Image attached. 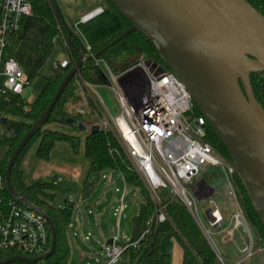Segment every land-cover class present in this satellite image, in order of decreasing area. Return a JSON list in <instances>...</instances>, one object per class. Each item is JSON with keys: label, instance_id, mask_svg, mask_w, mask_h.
<instances>
[{"label": "built area", "instance_id": "built-area-1", "mask_svg": "<svg viewBox=\"0 0 264 264\" xmlns=\"http://www.w3.org/2000/svg\"><path fill=\"white\" fill-rule=\"evenodd\" d=\"M102 12L99 7L82 16L80 22H86ZM29 15V0H0V96L5 100L9 98L8 94L21 95L27 85V76L22 67L13 56L4 57V50L9 38L20 31L23 19ZM73 27L76 36L83 42L84 58L92 60L99 68L102 84L108 85L118 105V111L113 114L96 86L78 76L76 84L84 107L77 112L84 114L91 105L96 119L94 127L110 133L119 144L132 170L156 205L157 211L147 225L150 227L152 223L164 222L166 214L163 199L176 198L185 206L209 246L214 249L209 238L210 232L199 219L196 199H208L210 227H220L225 224L226 218L219 203L212 199L210 188L194 180L201 169L220 167L225 178L223 199L231 207L225 230L243 228L249 235V242L233 261L224 260L214 251L216 257L220 264H244L258 254L260 249L254 246L250 229L237 202L235 173L220 160L216 154L218 152L208 143L206 120L202 115H192L194 104L184 85L169 70L144 59L122 72H112L104 60L95 57L91 47ZM58 38L55 35L52 41L56 42ZM68 64L69 60H63L53 63V67L62 70ZM159 69L162 72L158 73ZM3 133L5 131L0 129V135ZM104 172H109L108 176L113 173L111 170L103 171L101 179L108 177ZM5 189V177L0 170V254L14 252L16 256L27 258L43 255L48 249L50 234L45 219L11 198L6 200ZM161 190H167L168 194L162 195ZM123 199L122 194L121 203ZM70 204L73 201L68 197L61 206ZM120 214L121 207L115 210L118 219ZM119 241L118 235L113 236L111 245L104 247L107 260L103 264H118L121 260L124 248L118 244ZM101 260V257L95 258L96 262Z\"/></svg>", "mask_w": 264, "mask_h": 264}, {"label": "trees", "instance_id": "trees-1", "mask_svg": "<svg viewBox=\"0 0 264 264\" xmlns=\"http://www.w3.org/2000/svg\"><path fill=\"white\" fill-rule=\"evenodd\" d=\"M104 1L118 15L123 27L99 46H91L92 53L97 55V58L104 60L112 72L116 73L124 71L140 59L158 63L164 70H168L153 49L150 40L142 33H131L106 48L117 35L129 27V23L107 0ZM246 1L264 16V0ZM29 3L31 15L37 17L41 25L48 27L43 41L41 43L18 41L16 38L18 32L9 38L4 50V57L13 56L14 52L19 49L32 53L33 61L28 67L22 68L27 76V84H29L39 76V70L51 54L54 43L60 44V40L57 39L56 42H53L52 39L55 35L58 36L61 31L68 42L69 64L67 68L59 70L53 79L46 80L37 96L30 103L24 100L21 95L8 94L7 100L0 96V126L5 131L0 135V145L5 149L4 156L0 160L2 174H5L6 165L12 152L32 124L45 111L60 81L76 62L78 53L84 50L83 42L73 31L69 37L67 36L65 30L58 23L49 0H29ZM78 76L96 87L103 83L99 68L92 60L84 58L77 75L67 83L54 105L46 124H66L64 121L70 119L84 126L88 134L82 140L71 132L46 128L45 124L28 140L10 171V183L14 192L46 213L55 230V246L52 254L47 259L32 264H68L71 253L68 230L73 216V204L65 207H62L60 203L55 204V197L60 194V184L57 178L53 177L50 181L37 180L30 184L24 182L20 164L30 146L34 144V156L39 161H47L56 144H66L74 155H81L88 160V176L81 184L82 199L90 198L93 193L95 181L90 180L91 176L106 170L117 172L126 186L140 190L144 201L131 218V235L127 242H118L124 248L121 254L122 264H165L168 257L160 252V242L168 239H174L180 245L183 250L184 262L190 260L192 264H220L192 216L178 199L164 197L162 204L166 220L162 223H152L150 227L147 225L148 220L153 218L157 211L156 205L151 201L139 178L132 170L119 144L110 133L92 130L96 119L94 108L91 105L84 114H79L78 108L75 109L81 100L76 84ZM249 81L255 99L264 109V71L251 73ZM192 115L201 116L195 106ZM59 118L64 121H57L56 119ZM67 125L71 130H77V126ZM206 130L208 143L219 154L228 158L225 148L207 124ZM234 182L237 188V202L250 229L254 246H261L264 244V229L236 175H234ZM4 198L10 200L7 189L4 191ZM64 198H66L65 195L62 201ZM48 240L47 251L50 247V234ZM12 256H16V253H1L0 260ZM9 264L30 263L13 262Z\"/></svg>", "mask_w": 264, "mask_h": 264}, {"label": "water", "instance_id": "water-1", "mask_svg": "<svg viewBox=\"0 0 264 264\" xmlns=\"http://www.w3.org/2000/svg\"><path fill=\"white\" fill-rule=\"evenodd\" d=\"M49 1L69 37L71 29L56 0ZM107 1L129 27L106 48L134 32L150 40L161 62L184 85L194 106L225 148L228 158L216 154L238 177L264 229V109L255 99L249 81L251 73L264 71V16L246 0ZM84 54V50L78 53L45 111L22 137L4 174L10 198L45 219L51 236L49 250L32 258L8 257L0 260V264L36 263L47 259L54 250L55 230L51 220L14 192L10 171L28 140L48 121L65 86L78 73ZM64 122L86 131L73 120ZM206 215L210 218L209 210Z\"/></svg>", "mask_w": 264, "mask_h": 264}, {"label": "rangeland", "instance_id": "rangeland-1", "mask_svg": "<svg viewBox=\"0 0 264 264\" xmlns=\"http://www.w3.org/2000/svg\"><path fill=\"white\" fill-rule=\"evenodd\" d=\"M68 1L70 2L67 3ZM96 1H99L100 4H102L105 7V14L87 23H82L79 21V16L92 7L91 0H56V3L59 8H60V5L63 8H65L64 5L65 6L68 5L72 7L75 5L79 6L83 3L82 6L77 7L74 10L72 21H74L75 24L69 27L72 30V28H74L73 26H75V29L78 32V35L90 47L99 46L108 36H112V34L114 35L118 33L123 27L122 21L120 20L118 15L109 7V5L104 0H96ZM73 33L75 34L74 31ZM41 35H42V29L36 23V26H33L32 28L27 27L24 36L26 39H28L32 37L35 38ZM58 36H59L58 40H60V44L54 43L51 54L49 55V57L47 58V60L45 61V63L42 65V67L39 70V76L36 77L33 81H31L27 86H25L22 97L27 102H31L37 96L43 84L44 78H53L59 71V69H55L53 67V61L68 57L67 55V53L69 54L68 42L62 32ZM17 61L20 63V66L22 68L29 66L28 65L29 56H24V57L19 56L17 58ZM96 90L101 96L107 108L113 114H115L118 111V105L108 85L102 84L101 86H97ZM78 93L80 95L79 89H78ZM83 107H84L83 103H81V100H80V102L77 104V107L75 109L77 108L79 109ZM0 117H1V114H0ZM45 127L49 129H53V130L63 131V132H71L73 135L80 137L82 140L88 134V132L81 131L78 128L77 130H71L67 124L49 123V124H46ZM0 129H2L1 126H0ZM34 149H35V144L30 146L29 150L24 156L25 161H26L25 163L26 177L24 176V179L26 183L33 182L34 179L28 178V175H30L31 177L32 173L33 174H35L36 172H38L36 174L49 173V169L48 170L46 169V165H44V170L42 172H40V170L36 167V165H34V162H33L34 161V154H33ZM4 153H5V149L0 145V160L4 156ZM59 161H61V158L58 159V162ZM20 169H21V164H20ZM53 169H55L54 166H53ZM101 174L102 173L92 175L91 180H96V179L98 180V185L96 187L95 195L96 194L99 195V193H101L104 190V188L107 191L106 201L102 204V206L97 208V210H101V211L104 210L103 228H104L105 235L108 237L106 240H109L111 235L112 236L118 235V238L121 242H127L131 235V218L137 213L139 205L144 201V197L142 196L139 189L126 186L117 172L111 173L110 176H108L109 172H104L103 174H106L108 176L106 180L101 179ZM54 176H56L55 178L57 177L59 178L61 175L57 174ZM52 178L53 177L51 176L42 175L41 179L39 180L50 181ZM62 178L63 176H61V179ZM200 180H203L211 188L214 189L215 193L212 195V199L216 201L217 203H219L220 207L222 208L224 212L226 222L220 227H210L208 217L206 215V210L209 208L208 199H201V200L196 199L195 204L197 208V213L199 215V219L203 223L205 229L209 230L210 232L209 238L214 246V249L212 250L217 252L224 260L231 261L232 258L237 256L238 251L233 241L226 240L227 231L225 230V228L227 227V224H228V217L230 215L231 207L223 199L224 192H225L224 173L220 167H209L205 170L201 169L200 174L197 176L194 182L200 181ZM104 182L106 183V185H104ZM122 194L124 196V199L121 203L120 197L122 196ZM161 194L167 195L168 194L167 190L166 191L161 190ZM65 197H67V195H65ZM60 198H61L60 194L56 195L55 204L63 203V201H61L62 199ZM70 198L74 199V206H73L74 216L72 217L70 231L75 232V227L77 226V223L78 225H80V230L82 231L83 236L91 228L93 233L91 234L90 238L88 237L89 239L88 243L90 246L86 245V248L89 252L91 249H93L94 254L100 255V257L102 258V263L100 264H103L104 262H106L107 259L105 256L104 249L100 247V244L95 239V235L97 234V228L94 225L93 216L87 215V218H86V219L89 218L88 221H89L90 228L85 226L82 220L83 215L81 216L82 212L86 213L88 210L92 209L91 204L93 202H90L91 200L81 201L79 197L73 193L70 195ZM120 207H121V214L118 219V217L115 215V210L119 209ZM75 239H76L77 245L81 246L83 250H86V248H84L85 243L81 240L80 242L78 240L79 238L77 237ZM97 256H95V258H97ZM256 257L258 259L260 258L258 260L260 264H264V253L262 254L260 253L251 259L255 261ZM95 258L93 257L92 259L86 258L84 260H81L78 254V249L74 245L72 246V254H71V258L68 264H86V262L94 264ZM251 259H249L248 262H250ZM122 262L123 261L120 260L118 264H122Z\"/></svg>", "mask_w": 264, "mask_h": 264}, {"label": "crops", "instance_id": "crops-1", "mask_svg": "<svg viewBox=\"0 0 264 264\" xmlns=\"http://www.w3.org/2000/svg\"><path fill=\"white\" fill-rule=\"evenodd\" d=\"M69 2L70 1H68L67 3H69ZM91 2H92V7L79 16V21H80V18L82 16L92 12L93 10H95V9H97L99 7L102 8L103 12L101 14L93 17L92 19H90V20H88L86 22H82V23H87V22H89V21H91V20H93V19L105 14V7L102 4H100L99 1L91 0ZM82 4L79 5V6L75 5V6H72V7L68 6V5H66V6L64 5L65 8H63L60 5L59 9H60V11H61L66 23L68 24V26H72V25L75 24V22L72 21V17L74 15V10L77 7L82 6ZM36 23L39 25V27H41L42 35L38 36V37H35V38L32 37V38L26 39L24 35H25V31H26L27 27L32 28L33 26H36ZM47 29H48V27L46 25H41L39 23L37 17H35L33 15H29V16H27V17H25L23 19L21 29H20L19 34L17 35L16 38H17L18 41H28V42H32V43H41L43 41L44 34L47 31ZM108 37H111V36H108ZM108 37L106 39H108ZM25 54H27V55H25ZM67 55H68V53H67ZM19 56H21V57L29 56L28 65H30L31 62L33 61L32 53H30L27 50H24V49L16 50L14 52V54H13V58L17 61V58ZM63 60H67L68 61L69 60V55L66 58H61V59L55 60V61H53V63H58V62L63 61ZM53 78H44L41 88L43 87V85H44L46 80L53 79ZM0 80H2V79L0 78ZM41 88H40V90H41ZM24 89H25V87H24ZM24 89H23V91H24ZM23 91L21 93V96L23 95ZM28 103H30V102H28ZM59 158H61V161L58 162ZM33 162H34V165H36V167L40 170V172H42L44 170V165H46V169L47 170L49 169V173H47V174H44V173L36 174V173H38V172H36L35 174L32 173L31 177H30V175H28V178L34 179L33 182L41 179L42 175L43 176L45 175V176L56 177L54 175L58 174V175L63 176L62 179H61V176L59 178L57 177V179L59 181V184H60V195H61L60 199H62L64 197V195H67L66 198H68L73 193V194L77 195L81 201H89V200H91L90 202H93L91 204L92 209L88 210L86 213L82 212V214H81V216L83 215L82 220H83L85 226L90 228L89 221H88L89 218L88 219H86V218H87V215H92L93 216L94 225L97 228V234L95 235V239L100 244V247H102V249H104V247L106 245L110 246L111 243H109V241L112 240L113 236L111 235L110 239L106 240L108 237L105 235L104 228H103L104 210H102V211L101 210H97V208L102 206V204L106 201V194H107L106 189L104 188V190L101 193H99V195L96 194L97 195L96 196L95 195L96 187L98 185V180L96 179V180H92V181H95V185H94V190H93V193H92L91 197L88 198V199H82L81 195H80L81 194L80 193L81 184L85 181V179L88 176V169H89L88 160L85 159L81 155H74L72 153L71 149L66 144H56L54 146V148L51 150L49 158H48L47 161H39L34 156V161ZM25 163H26V161H25V157H24L23 161L21 163V169H22V173H23L24 182H25L24 176L26 177ZM53 166H54L55 169H53ZM203 170H205V169H203ZM106 179H107V177L105 179H102V180H106ZM90 180H91V178H90ZM33 182H30V183H33ZM198 182H200V183L206 185L208 188H210L211 196L215 193L214 189H212L210 186H208V184H205L203 182V180H200ZM30 183H27V184H30ZM104 185H106L105 182H104ZM107 186H108V184H107ZM66 198H64V200ZM72 201H73V206H74V199H72ZM70 226H71V224H70ZM92 233L93 232H92V230L90 228L89 231L83 236L82 231L80 230V225H78V223H77V226L75 227V232L70 231V227H69L68 238H69L70 250H71L70 258H71V254H72V246H74V245L78 249V254H79L81 260H84L86 258L92 259L93 257L95 258V256L98 255V254H94V250L93 249H91L90 252H89L87 250V248H86V245L90 246L89 243H88V241H89L88 237L90 238ZM76 237L79 238L78 239L79 241L81 240V241H83L85 243L84 244L85 245L84 248H86V250H83L81 248V246L77 245L76 239H75ZM226 240L227 241H233L235 246L237 247L238 254H237V256L232 258L231 261H233V260L237 259L241 255V250L248 244L249 235H248V233L246 231L243 230V228L230 229L229 231H227V239ZM257 248L260 249V252L258 254L264 253V244L261 245V246H257ZM160 252L162 254H166L167 257H168V259H167L165 264H192L190 260H187L186 262H184V260H183V250L180 247V245L174 239L162 240L160 242ZM258 254H256L255 256H257ZM98 257L100 258V255H98L97 258ZM259 259L256 257L255 261L251 259V261L248 262V260H247L244 264H260L258 262ZM100 263H102V260L100 262H96L95 261L94 264H100ZM86 264H92V263L86 262Z\"/></svg>", "mask_w": 264, "mask_h": 264}, {"label": "bare ground", "instance_id": "bare-ground-1", "mask_svg": "<svg viewBox=\"0 0 264 264\" xmlns=\"http://www.w3.org/2000/svg\"><path fill=\"white\" fill-rule=\"evenodd\" d=\"M209 186V185H208ZM213 189V188H212Z\"/></svg>", "mask_w": 264, "mask_h": 264}]
</instances>
